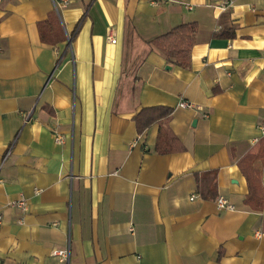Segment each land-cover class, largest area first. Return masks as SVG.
Instances as JSON below:
<instances>
[{"label": "crops", "instance_id": "crops-1", "mask_svg": "<svg viewBox=\"0 0 264 264\" xmlns=\"http://www.w3.org/2000/svg\"><path fill=\"white\" fill-rule=\"evenodd\" d=\"M59 1L0 0V264H264V0Z\"/></svg>", "mask_w": 264, "mask_h": 264}, {"label": "trees", "instance_id": "trees-1", "mask_svg": "<svg viewBox=\"0 0 264 264\" xmlns=\"http://www.w3.org/2000/svg\"><path fill=\"white\" fill-rule=\"evenodd\" d=\"M196 25L194 23L180 24L172 28L168 33L154 39L151 43L171 62L181 68L189 66V49L194 43ZM232 36L233 34H227ZM170 116V110L163 108H146L141 110L134 121L137 132L142 133L145 128L155 122L166 121ZM168 141L166 132H159L155 150L157 153H168L169 148L162 146V142ZM168 143V142H166ZM216 174L209 172L198 179V191L203 199L211 200L215 198Z\"/></svg>", "mask_w": 264, "mask_h": 264}, {"label": "built area", "instance_id": "built-area-1", "mask_svg": "<svg viewBox=\"0 0 264 264\" xmlns=\"http://www.w3.org/2000/svg\"><path fill=\"white\" fill-rule=\"evenodd\" d=\"M53 3H54V6L56 7L57 4L54 1H53ZM59 3H60V5L65 6L67 1L66 0H60ZM232 4H233V1H231V0L224 1L218 6V8L220 10H222V11H225L229 7H231ZM111 42L114 43L115 41L112 40ZM263 57H264V55H263ZM177 107L181 108V109H189V110H199L200 109L195 104H193L191 102H187V101H182V100H180L178 102ZM259 129H260L261 134L264 136V123L259 126ZM54 140L57 143L63 142L62 136L58 135L57 133L54 134ZM8 153H9V151L7 152L6 156L8 155ZM215 204H216V206H217V208L219 210H230V211L234 210V207L223 197L216 198ZM9 205L11 207L20 209L22 211L27 210V203L23 199L11 202ZM1 223H2V216L0 214V225H1ZM53 255L58 257V259L61 262L65 263V264L68 263V260H69V251H68V249L56 250V251L53 252Z\"/></svg>", "mask_w": 264, "mask_h": 264}]
</instances>
